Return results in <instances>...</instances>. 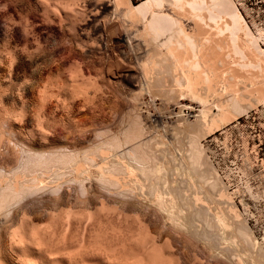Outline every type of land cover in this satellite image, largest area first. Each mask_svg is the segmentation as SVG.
<instances>
[{
    "label": "bare ground",
    "instance_id": "6f19581e",
    "mask_svg": "<svg viewBox=\"0 0 264 264\" xmlns=\"http://www.w3.org/2000/svg\"><path fill=\"white\" fill-rule=\"evenodd\" d=\"M27 1L29 11L27 15L25 14L24 27L13 21L14 18L8 12L10 19L3 20L6 21L5 24L2 22L9 32L4 33V29L3 32L0 30V70L5 67L10 70L7 75L4 76V73L3 76L0 75V87L2 81L7 83L5 89L4 86L1 87L4 89L0 92L1 96L5 95L11 85H19L27 89L25 82L30 80L31 83L27 75L20 78L13 76L16 61H26L30 65L35 64L34 62H42L44 66H41V70L46 73L52 71L53 62L59 64L58 62L63 60L60 54L57 55L46 48L49 43L47 44L42 34L52 35L54 39L59 40L60 37L65 38L66 44L69 45H72L66 40L69 35L76 41L81 38L82 42L83 36L87 39L90 35H94L98 39L96 37L94 38L96 40H92L91 36V40L96 45H92L93 42L88 38L91 41L90 45L95 46L92 50H97V46L98 50L102 51L103 47L107 48L111 43L113 50L109 54H113L117 48L120 52L119 47L124 44L123 48L127 47L131 54H125L122 59L119 57L123 60L119 63L118 58L115 62L112 55L109 57V54H105L109 57L105 59L102 58L104 53L102 55V52H99L101 58L94 57L92 59L95 61L87 65L94 67L91 73L95 72L98 63L107 66L99 68L100 72L98 68L96 69V72L98 70L101 74L100 78L106 73L107 77L114 69H118L115 72L121 73L124 68L135 64V72L138 71L136 75L140 80L139 94H148L153 98L152 100L160 98L164 102H176L181 108L177 113L176 123L165 124L168 126L164 125V129L158 127L163 130L158 131V128L149 129L147 127L149 125L146 126L142 121L143 118L141 120L138 115L140 113L136 114L138 110L133 111L137 106L132 105L135 107L130 111L133 112V118L128 115L132 119L129 121L127 117L126 124H124L126 119L123 120L120 130L117 128L118 131L113 132L114 134L110 132L111 135L107 131L109 135L104 134L105 136L101 134L100 136L98 133L100 137L94 138L95 142L91 140L90 147L87 144L88 148L82 146L84 149L82 147L77 149L78 144L74 146L76 148L70 147L71 143L68 142L59 145L60 131L55 129L56 126L55 130L48 131L45 128L47 122L43 120L47 118L38 116L40 114L37 115L38 118L35 117L39 119L37 129L26 131V137L24 136L22 140L19 138L15 140L14 137L16 138L17 135H12L14 133L9 130L8 125V129L5 128V123H9V120H6L8 118L5 117L11 115L9 117L11 120L18 111L15 110L14 113L11 110L10 113L14 115L10 113L9 115L5 111L10 107L5 105L8 108L6 110V107L1 108L0 105V109L5 110L4 114H7L6 116L3 114V120H6L4 122L2 115L0 117L2 120V122L0 120V159L4 156L5 159L7 155L14 157L11 165H8L9 159L6 160L7 165L2 163L3 159L2 162L0 160V264H6L4 249L14 257V264H94V262L95 264H184L180 261L182 258L173 250L171 240L174 237L184 244L197 238L207 246L210 256L221 258V261L224 260L228 264H264V251L259 247L262 244L254 238V234L244 220L245 216L242 217L234 201L242 190H246L251 196L254 191L247 181L245 184L242 183L245 186L240 187L238 191L236 189L230 192V188L222 179V174L218 173V168L213 167L212 162L207 159L208 156L204 151L206 147L203 148L202 145V139L209 138L242 117H248L247 113L251 109H256L264 118V27L255 33L236 0H142L137 4L133 0H81L76 1L77 3L74 2L75 0H71L72 3L68 0H51L52 4L48 2L46 4V0L45 3L43 0H37V7L31 3L32 0ZM5 4L2 3L1 6L6 7ZM37 16L43 19L41 24L36 23ZM64 21L68 24L67 28L62 27ZM118 29L122 34L120 41L107 43L109 34ZM67 46L64 45L66 48ZM56 47L58 48V45ZM68 47L71 49V46ZM55 50L57 53V49ZM49 54H53V58L56 59L52 61L50 56L47 64L44 59L49 57ZM61 54L64 55V52ZM66 54L67 56L64 55L66 62L76 61L75 51L72 52L71 49ZM78 62L76 61L75 64L80 67ZM63 63L61 65H64ZM87 66L86 69L84 68L86 71ZM55 67L59 68L58 65ZM80 68L71 70L70 76L68 72H64L70 77V82L61 79L64 74L54 79L52 75L50 78V73L47 77L41 76L36 83L40 89H45L44 101L45 97H50L47 95L51 91L48 92L47 89L51 86L61 88L59 91L65 94L66 101L62 102L63 100L59 99L62 96L58 97V102L55 100L58 104L62 100L60 103L63 104L60 107L65 110L69 102L67 99L74 96L73 92L79 91L80 94L81 91L83 94L88 87L95 88L94 90L97 89L98 92L101 87L95 83L96 78ZM128 73L124 72L121 78L135 77ZM97 77L99 78V75ZM27 83L29 84V81ZM132 89L130 88V91ZM97 92H93L96 93L94 96H98L100 91L98 94ZM39 93L42 95L41 91ZM102 94L105 96V93ZM139 94H134L133 99L137 100ZM53 95L55 93L51 96ZM43 96L40 97L41 100ZM184 100L198 104V110L192 106L182 105L181 102ZM137 103L139 104V101ZM186 107L190 110L193 108L197 112L193 120L184 116ZM19 112L21 113L22 110ZM20 115L19 118H23L24 115L21 117ZM150 117L145 119H149L150 122ZM152 128H156L155 125ZM79 129L77 134L81 131V128ZM97 130H93L96 131L95 134ZM106 130L108 129L99 131L103 133ZM83 135L87 136L84 133ZM83 135L81 133L78 136L83 137ZM72 137L73 142H80L81 138ZM36 144H39V147ZM246 162L243 164H247ZM249 172L248 170L247 174ZM120 195L126 198L128 204H132L133 200L137 205V202H144L143 207L141 203L138 205L143 209L137 211L136 217L131 215L133 219L126 213L135 204H130V207L126 202L121 203L119 201L121 197L118 198ZM46 197H50L48 200L51 202L48 206H43ZM243 200L240 199V202ZM244 202L243 207L246 206ZM118 203L119 206L120 204L128 206L126 209L128 211L125 213V209L121 210L122 207H119V210ZM135 207L131 208V213L136 212ZM150 208L153 212L161 214L165 221L157 226L154 233L150 230L153 226L149 229V224L152 222L151 213L148 214ZM41 209L42 214L38 213L42 211ZM44 216L48 217L46 221ZM118 217L119 220L123 218L124 224L118 225ZM114 219L117 221L114 222ZM83 220L86 223L82 235L78 233L82 236L79 241L75 236L81 229ZM130 224L135 225L136 228L131 229ZM172 233L176 235L172 236ZM263 239L264 237L262 241ZM190 245L189 243L188 246ZM184 260L182 262L184 261L185 264H199L201 261L196 253L192 261L188 260L190 263L187 259Z\"/></svg>",
    "mask_w": 264,
    "mask_h": 264
},
{
    "label": "rangeland",
    "instance_id": "374dc122",
    "mask_svg": "<svg viewBox=\"0 0 264 264\" xmlns=\"http://www.w3.org/2000/svg\"><path fill=\"white\" fill-rule=\"evenodd\" d=\"M8 1V2H7ZM11 3H10V2ZM15 1V2H14ZM50 1V2H49ZM46 0V4H47V2L48 3H50V4H52L53 3V1L51 2V0ZM69 2L71 1V0H68ZM73 1V0H72ZM72 1H71V3H72ZM76 1H81V0H75L74 2H76ZM140 1H142V0H133V2L134 3H139ZM5 2L7 3V4H5ZM36 2H38L37 0H32V4L33 5H35V7H37V3ZM43 2L45 3V1L43 0ZM2 3H4L5 4V6L6 7H4V6H1L2 5ZM77 3V2H76ZM236 3L238 4V7L240 8V10H241V12L243 13V15L245 16V18H246V20H247V22H248V24L250 25V27L252 28V30L255 32V33H257V30L258 29H263V27H264V0H236ZM241 4H243V5H241ZM24 5V6H23ZM49 5V4H48ZM10 6V7H9ZM4 8V9H0V11H2V12H0V17H1V19H0V30L3 32L4 30V33L6 32V33H8L9 32V30L7 29V28H4V25H3V23L4 22H6V21H8L9 19H10V16H12V18H14V19H12L13 21L15 20V22H17L18 24H21L22 25V27H24V25H25V21H26V19H25V17H26V15H27V13H28V11H29V4H28V1L27 0H0V8ZM7 8V9H6ZM15 8V9H14ZM247 12H246V11ZM6 12V13H5ZM7 12H8V14L10 15H8L7 14ZM18 15H17V14ZM4 14V15H3ZM26 14V15H25ZM9 18H8V17ZM17 16V17H16ZM22 18H21V17ZM24 16V17H23ZM6 19V21H3V20H5ZM24 19V20H23ZM37 19V20H36ZM36 23H38V24H41L40 22H41V20L43 21V19L42 18H40L39 16H37L36 17ZM39 20V21H38ZM45 20V19H44ZM3 22V23H2ZM5 24V23H4ZM67 22L66 21H64L63 23H62V27H66L67 28ZM3 26V27H2ZM256 26V27H255ZM116 28V27H115ZM114 28V29H115ZM257 28V29H256ZM4 29V30H3ZM7 29V30H6ZM8 31V32H7ZM112 31V30H111ZM110 31V32H111ZM115 31V30H114ZM112 31L110 34H109V37H107L106 39H107V43H109V41H112V42H119L120 41V39L122 38V34H121V31H120V33L118 32L119 31V29L117 30V31ZM119 33V35H120V37H118L119 35H118V33ZM114 34H117L116 36H114ZM43 36H44V40H46L47 41V44H48V46H46V48L47 49H49V50H51V52L53 51L55 54H57V55H59V56H61V58H63V60H64V58L67 56V54L66 53H68V51L69 50H71L72 49V52H74L75 51V53L76 54H74V56H76L75 57V60L79 63V65H80V67L82 66V68H80L79 66H77L76 64H75V62H69V61H65L64 60V63H63V60L61 59V61L60 62H62L64 65H61L62 63H60V62H58L59 64H56V63H54L53 62V64H51L52 62H50V64L52 65V71H49V72H44L43 70H41V66L43 67L44 66V64H42V62H34L35 64H32V65H30V63L29 62H26V61H21V60H19V61H16L15 62V64H14V67H13V76L14 77H18V78H20V76L22 77V76H24V75H27V77H28V79H31V83H30V80H27V82L29 81V84L27 83V82H25L24 84L26 85V88L27 89H25L23 86H19V85H11V86H9L10 88H8L7 89V91L9 92H5V95L9 98H7L5 95H3V96H1L0 95V97H1V102H3V104H0L1 105V108L3 107V108H5L6 106L5 105H7V107H10V109L9 110H7L8 108L6 107L5 109L7 110V111H5V110H1L0 111V117H1V115H2V120H3V116L5 115H7V114H9L10 112H12L11 110H13V112L15 113V110L16 111H18V112H16V114L15 115H17V114H21L22 112V114L20 115V117L22 116V115H24V116H26L25 118H24V116H23V118H19V115H18V117L17 116H15L14 115V113H10V114H12V115H14V116H12L11 118V120H10V116L8 117V116H6L5 117V119L6 118H8V119H6V120H9V123L7 124V122L5 123L6 124V126H5V128L7 127V125H8V127L10 128L9 130H12L11 132H13L14 134H12V135H14V136H16V138L14 137V139L16 140L17 138H19V139H24L25 137H26V134H27V132H29V131H31L32 130V128H33V131H35V129H37L36 127L39 125L38 124V122L39 121H37V120H39V119H37L38 118V116H40V117H42V118H47V120L46 119H43L44 120V122H47V123H45V128L48 130V131H53V130H55V129H57L58 131H60V135H59V137H58V139H59V145L60 144H65V143H74L72 146H71V144H70V147H72V148H76L77 147V149H81V147L83 146L84 148H88V146L91 144V140H94V142H95V139H97L98 137H100L101 135H104V134H106V135H109L110 134V132H111V134L113 133V132H116V130H117V128H118V130H120L121 128H122V122H123V120H125L124 122V124H126V123H128V118H129V121H130V119H132L133 118V112H131L130 113V111H132L133 110V108L135 109V107H136V109L135 110H133V111H136V110H138V112L136 111V114L137 113H140V114H138L140 117H141V120H142V118H143V123L146 125H149V126H147V127H149V129H151V130H157V128L159 127V128H162V129H164L163 127H164V125L165 124H168V125H174L175 123H176V121L178 120V114L177 113H179V111H180V106L181 105H179L178 103H176V102H168V101H165L164 102V100L162 101V99H160V98H155L154 100H152L153 98L152 97H150V96H148V94L146 95V94H144V95H141V94H139V84H140V80H139V77H138V75H136L137 73H138V71L137 72H135L136 71V65L135 64H131L130 66L131 67H127V68H124L122 71H121V73H120V71H118V72H115V71H117L118 69H114V71L112 72V71H110V72H112V73H108V76L106 77V75H107V73L106 74H103V75H105V76H101V78H100V71L101 70H99V68L100 69H102L103 68V66L105 65V64H103V66H101L102 64L101 63H98V66L100 65V67H96L95 68V72H96V69L98 68V70H99V72H98V70H97V72L96 73H98L97 75H94V74H96L95 72L94 73H91V72H93L94 71V67H92V66H90V67H88L87 65L88 64H91L92 62H94L95 61V59H96V57H97V59L98 58H101V56L103 55V53H104V55L102 56V58L104 57L105 59H107V55L111 52L112 53V47L110 46V44L111 43H109L108 45L110 46V48H109V46L107 47V48H104L103 47V49H102V51L101 50H98V47L96 46V48H97V50H92V47H95V46H92L93 44H95V42L94 41H92V40H96V39H94V38H96L97 36H94V35H90L88 38L91 40V38H92V45H90V43H91V41L87 38L86 39V37L84 38V36L82 37L84 40H83V42L82 41H80V40H82L81 38H78V39H80V40H73V38L71 39V36L69 35L68 37H67V41L71 44L72 43V45H69L68 43L66 44V41H65V38H61L60 37V40L59 39H54L55 37L54 36H52V35H48V34H42ZM112 37H111V36ZM92 36V37H91ZM111 37V38H110ZM76 38V37H75ZM120 38V39H119ZM64 39V40H63ZM71 39V40H70ZM97 39H98V37H97ZM63 40V41H62ZM55 41H56V43H55ZM72 41V42H71ZM75 41L78 43L79 41H80V43H84V41L86 42V43H84V44H81L80 45V43L79 44H77V43H75ZM87 41H90V42H88L89 43V45H88V43H87ZM65 42V43H64ZM121 43H122V41H121ZM121 43H119V44H121ZM45 44H46V42H45ZM54 44V45H53ZM55 44H57L58 45V48L56 47L57 45H55ZM66 46V45H68V46H71L70 48L71 49H69V47L67 46V48L66 47H64V45ZM74 44H76V45H74ZM85 44H86V46H85ZM50 45H53V46H50ZM60 45H63V46H60ZM78 45V46H77ZM80 45V46H79ZM84 45V46H83ZM96 45V44H95ZM123 46H120V45H118V47L120 48V52H119V49L117 48L116 49V52H117V54H121V55H117V54H115L114 55V53H116L115 52V50H114V53L113 54H109V57L111 56L112 58H114V61L118 58V60H119V63H122V62H120V61H123V60H121L122 59V57L124 58L125 57V54H131V53H129L130 51L128 50V48L127 47H125V48H123L125 45L124 44H122ZM55 46V47H54ZM60 46V47H59ZM88 46H90L91 47V49H90V47H89V50H88ZM54 47V49H50V48H53ZM62 47H63V49H62ZM80 47V48H79ZM86 47V48H85ZM122 47V48H121ZM60 48V49H59ZM55 49H57V53H56V50ZM62 49V50H61ZM67 49V51H65ZM74 49V50H73ZM86 49V50H85ZM105 49V50H104ZM59 50V51H58ZM60 50H61V52H64V55H66L65 57H64V55L63 54H61V52H60ZM111 50V51H110ZM118 50V51H117ZM124 51L123 53H124V55H123V53H122V51ZM91 51V52H90ZM98 51V53H96ZM129 51V52H128ZM50 52V53H51ZM99 52H102L101 54L102 55H100V53ZM53 53V54H54ZM53 54H49L48 56L49 57H45V59H44V62H45V60L47 61L48 59H50L51 57V60L52 61H54V59H56V58H53ZM86 54H87V56H86ZM96 54V55H95ZM105 54H107L106 56H105ZM85 55V56H84ZM91 55V56H90ZM51 56V57H50ZM127 56V55H126ZM131 56V55H130ZM95 57V59H92V58H94ZM108 57V58H109ZM119 57L121 58V59H119ZM78 60H77V59ZM58 59V58H57ZM89 60V61H88ZM90 60H93V61H90ZM50 61V60H49ZM87 61V62H86ZM107 61V60H106ZM117 61V60H116ZM115 61V62H116ZM24 62H26V63H24ZM48 62V61H47ZM81 62H82V64H81ZM91 62V63H90ZM38 63V64H37ZM46 63V62H45ZM70 63V64H69ZM38 66H37V65ZM41 64V65H40ZM47 64H49V62L47 63ZM86 64V65H85ZM56 65H58L59 66V68L58 67H55ZM85 65V66H84ZM86 66H87V71L85 70L86 69ZM55 67V68H54ZM72 67H75L74 69L76 70V68H80V70L82 69V70H85L86 72L85 73H89V74H92V76H93V78L95 79L96 78V82L95 83H97V85H98V87L100 86L101 87V89L98 91L99 92V94H98V92L96 91V90H94V89H91V88H87V89H85L86 91H83V94H81L82 92L80 91V94H79V91H76V92H73L74 93V96L73 97H71L70 99H67L69 102H71V103H69L68 101V105H67V107H66V109L68 110V109H70L69 111H67V110H65L64 108L62 109V107H60V105L61 104H63V103H60L62 100V102H64V101H66V98H65V94L63 93V92H60L61 91V88H59V89H57L56 88V86H54V87H50V89H47L48 90V92L49 91H51V92H49V95H47V96H50L49 98L48 97H45V101H44V96H43V94L45 93V91H44V93H43V90H45V89H43V88H41L40 89V87H39V85L36 83V82H38L39 81V79H40V77L41 76H43V77H47V75H49V73H50V78H52V79H54V78H56V76H60L61 77V75L60 74H64V72L66 71V73L68 72L69 73V76L71 75V70H73L74 71V69H71ZM107 66L105 65V67L104 68H106ZM6 68H8V67H5V68H2L1 70H0V75L1 76H3L2 74L4 73V76L5 75H7L8 73H9V71L8 70H10V68H8V69H6ZM33 68V69H32ZM57 68V69H56ZM63 68V69H62ZM85 68V69H84ZM134 68H135V70H134ZM6 69V70H5ZM89 69H91V71L89 70ZM5 70V71H4ZM32 70V71H31ZM34 70V71H33ZM77 70H79V69H77ZM108 70V69H107ZM131 70V71H130ZM6 71H7V73H6ZM41 71V72H40ZM72 71V72H73ZM89 71V72H88ZM124 72H126V73H128V74H132V76H135V77H132V78H128V79H124V77H122L121 78V75H123L124 74ZM42 73V74H41ZM58 73H59V75H58ZM64 74L63 76H62V80H65V79H67V82H68V80H69V82L71 81L69 78V76H66V75H68V74ZM41 74V75H40ZM57 74V75H56ZM51 75H52V77H51ZM99 75V78L97 77ZM66 76V78H63V77H65ZM92 76H91V78H92ZM111 76V77H110ZM68 77V78H67ZM102 77H105V78H102ZM118 77V78H117ZM137 77V78H136ZM92 78V79H93ZM134 78H136V80L134 79ZM120 80V81H122V82H120V81H117V80ZM132 79V80H131ZM112 80V81H111ZM2 81V80H1ZM93 81V80H92ZM95 81V80H94ZM127 81V82H126ZM135 82V83H133V82ZM3 82H5V81H2L1 82V87L3 88V86H4V89L6 88V86L7 85H5V84H7L6 82L5 83H3ZM119 82V83H118ZM132 82V85L130 84ZM94 83V85H96ZM121 83V84H120ZM138 83V84H137ZM27 84H28V86H27ZM63 83H61V85H62ZM133 84H137L136 86H134ZM30 85V86H29ZM94 85H92L93 87H96V86H94ZM118 85V86H117ZM17 86H19V88L17 87ZM134 86V87H133ZM0 87V92H2L4 89H2ZM91 87V86H90ZM92 87V88H93ZM136 87H137V91H136ZM21 88V89H20ZM130 88L132 89L131 91H130ZM18 89H20V90H18ZM25 89V90H24ZM10 90V91H9ZM23 90H24V92H23ZM46 90V91H47ZM60 90V91H59ZM90 90V91H89ZM104 90V91H103ZM22 91V92H21ZM42 92V95H40L41 93H39V92ZM58 91L60 92L59 93V95H58ZM89 91V92H88ZM97 92V94H98V96L96 95V96H94L96 93H94L93 94V92ZM102 91V92H101ZM135 92L134 94H139V97H141V99H139V97H138V99L137 100H134L133 98V92ZM16 92V93H15ZM47 92V93H48ZM131 92V93H130ZM18 93H20V94H18ZM25 93V94H24ZM37 93H39V94H37ZM51 93V94H50ZM55 93V95H53V96H51L52 94H54ZM63 93V94H62ZM72 93V94H73ZM76 93V94H75ZM86 93V94H85ZM88 93V94H87ZM102 93H105V96H104V94H102ZM2 94H4V93H2ZM14 94V95H13ZM18 94V95H17ZM62 94V95H61ZM77 94H79V95H77ZM90 94V95H89ZM33 95H34V97H33ZM87 95V96H86ZM130 95H132V97L130 96ZM14 96V97H13ZM24 96V97H23ZM43 96V100H41L42 98H40V97H42ZM59 96H62V98L60 97L59 99H62L61 101H59V104L58 103H55L56 101H57V99H58V97ZM72 96V95H71ZM82 96V97H81ZM6 97V98H5ZM20 97V98H19ZM77 97V98H76ZM91 97V98H90ZM95 99H94V98ZM53 98V99H52ZM75 98V99H74ZM86 98V99H85ZM13 99V100H12ZM40 99V100H39ZM53 101H52V100ZM58 99V100H59ZM8 100V101H7ZM48 100V101H47ZM56 100V101H55ZM71 100V101H70ZM91 100V101H90ZM93 100H95V101H93ZM25 101V102H24ZM32 101V102H31ZM47 101V102H46ZM73 101V102H72ZM85 101V102H84ZM87 101V102H86ZM135 101V104H133V102ZM139 101V104L137 103ZM140 101L142 102V103H140ZM0 102V103H1ZM7 102V103H6ZM13 104H12V103ZM22 102V103H21ZM26 104H24V103ZM39 102V103H38ZM42 102H45V103H42ZM58 102V101H57ZM132 102V103H131ZM167 102V103H166ZM182 103V105H186L187 107L188 106H192L195 110H198L197 108H198V104H196V103H193V102H191V101H189V100H184V101H182L181 102ZM22 104H24V105H22ZM84 104V105H83ZM178 104V105H177ZM188 104V105H187ZM3 105V106H2ZM10 105V106H9ZM24 106L25 108H20L21 106ZM53 105V106H52ZM57 105V106H56ZM71 105V106H70ZM72 105H74V106H72ZM86 105V106H85ZM94 105V106H93ZM132 105H134L135 107H133ZM29 106V107H28ZM32 106V107H31ZM41 106H43L42 108H41ZM87 106H89V108L87 107ZM196 106V107H195ZM12 107V108H11ZM20 109H19V108ZM69 107V108H68ZM73 107V108H72ZM93 107V108H92ZM97 107V108H96ZM133 107V108H132ZM186 107V109L184 108V116L186 117V118H189V119H191V120H193L194 119V117H195V115L197 114V112L193 109H188ZM41 108V109H40ZM43 108H45V109H43ZM191 108V107H190ZM29 109V110H28ZM34 109H35V112H34ZM55 109H60V110H55ZM83 109V110H82ZM91 109V110H90ZM260 109V108H259ZM20 110H22V112L20 113L19 111ZM37 110V111H36ZM55 110V111H54ZM4 111L7 113V114H4ZM40 111H42L41 113H40ZM25 112V113H24ZM70 112V113H69ZM4 114V115H3ZM32 114V115H31ZM38 114H40V115H38ZM55 114V115H54ZM70 114V115H69ZM148 114H150V115H148ZM247 114H249V116L248 117H242V119L240 118L237 122H235V123H233V124H231V125H229V126H227L226 128H224L223 130H219V131H217L216 133H214L212 136H210L209 138H205V139H202L203 141H202V145L204 146L203 148H205L206 147V149H204V151H206L205 152V155L207 154V159L208 160H210L209 162H212L211 164L213 165V167H215L217 170H218V173L219 174H222L221 176L223 177L222 179H223V181H224V183H225V185L227 186V187H229L228 189L230 190V192H234V190L236 191V189H237V191L240 189V187L242 188V187H244L245 185H243V184H245L247 181L249 182L248 184L250 185V187H251V189L254 191L253 193V196H256V195H258V197L256 196V197H253V196H251L249 193L247 194L246 193V190H242V192H241V194H240V192L237 194V197H235V199H234V201H235V204H236V206H237V208L239 209V211H240V213H241V215H242V217H244L243 219L247 222V225H248V227L250 228V230H251V232L254 234V238L257 240V242H260L262 245L261 246H259V247H261L262 249H263V251H264V239H263V241H262V238L264 237V185H263V183H264V118L263 117H261V115H260V112H258L256 109H251L250 111H248V113ZM246 114V115H247ZM38 115V116H37ZM53 115V116H52ZM128 115L130 116L131 115V117L132 118H130V117H128ZM150 117V122L151 123H153L154 125H155V127L156 128H152L154 125L153 124H151L148 120L149 119H145V118H149L148 116ZM246 115H244V116H246ZM45 116V117H44ZM65 116V117H64ZM69 116V117H68ZM188 116V117H187ZM35 117H37V118H35ZM128 117V118H127ZM17 118V119H16ZM60 118V119H59ZM71 118V119H70ZM3 120V122L4 121H6V120ZM20 119H23V120H21L20 121ZM36 119V120H35ZM74 120V122H73V120ZM1 120V119H0ZM2 120H1V122H2ZM15 120V121H14ZM17 120H19L17 123H16V121ZM46 120V121H45ZM50 120V121H49ZM122 120V121H121ZM147 121V122H145V121ZM155 120V121H154ZM11 121V122H10ZM51 121H53L54 123H52ZM56 121V122H55ZM23 122V123H22ZM33 122V123H32ZM16 123V124H15ZM22 123V124H21ZM58 123V124H57ZM149 123V124H148ZM38 124V125H37ZM75 124V125H74ZM84 124V125H83ZM120 124H121V126H120ZM153 125V126H151V125ZM61 125H62V127H61ZM67 127H66V126ZM70 127H69V126ZM73 125V126H72ZM83 125V126H82ZM157 125V126H156ZM168 125H165V126H168ZM237 125V126H236ZM57 128H56V127ZM8 127H7V129H8ZM14 127V128H13ZM54 127H55V129H54ZM75 127H77V128H75ZM84 127V128H83ZM66 128V129H65ZM67 128H68V130H67ZM79 128H81V131H79V134L81 135V133H82V135H83V133L84 134H86L87 136H85V135H83V137H80V136H78L79 134H77L76 132H78V130H80ZM95 128H97V129H101L102 131H103V129L105 130L106 128L108 129V130H106L105 132H103L102 133V131H99V130H97V129H95ZM158 128V131H163V130H161V129H159ZM31 129V130H30ZM50 129V130H49ZM53 129V130H52ZM62 129V130H61ZM85 129V130H84ZM23 130V131H22ZM29 130V131H28ZM75 132H74V131ZM93 130H97V135H98V133H99V135L97 136L96 134H95V132L96 131H93ZM117 130V131H118ZM150 130V131H151ZM27 131V132H26ZM64 131V132H63ZM68 133H66V132ZM84 131H86V133L84 132ZM88 131V132H87ZM99 131V132H98ZM109 132V134H108V132ZM62 132V133H61ZM81 132V133H80ZM101 132V133H100ZM120 132V131H119ZM118 132V133H119ZM67 134V135H65V134ZM77 135H76V134ZM71 134V135H70ZM95 134V135H94ZM110 134V135H111ZM114 134V133H113ZM25 136V137H24ZM61 136H62V139H61ZM72 136H77L79 139H80V142L78 143L77 141L76 142H73V137ZM86 137V139H85V137ZM97 136V137H96ZM105 136V135H104ZM76 137V138H77ZM69 139V140H65V139ZM82 138H83V140H82ZM95 138V139H94ZM244 138H246V143H244ZM79 139H78V141H79ZM86 140V141H85ZM60 141H62V142H60ZM70 141V142H69ZM75 141V140H74ZM88 141L90 142V143H88ZM87 142V143H86ZM78 144V145H77ZM87 144H88V146H87ZM77 145V146H76ZM86 147H85V146ZM226 145V146H225ZM36 146L37 147H39V144H36ZM74 146H76V147H74ZM91 146V145H90ZM89 146V147H90ZM79 147V148H78ZM82 147V148H83ZM83 148V149H84ZM245 149H247V151H245ZM12 154V153H11ZM245 155H247V157H245ZM5 157V156H4ZM4 157H2L1 159H3V160H1V162L4 164V163H8V161H6V160H8L9 159V163H8V165H11V162H12V164H13V161H14V157H13V155H10L9 157L11 158H9L8 157V155L6 156V158L4 159ZM242 158H243V161H242ZM248 160H250V161H248ZM250 158V159H249ZM246 159V160H245ZM13 160V161H12ZM247 161V162H246ZM241 162H243V163H247V164H243V163H241ZM249 162V163H248ZM7 163H6V165H7ZM249 164V165H248ZM245 166V167H244ZM247 166H249V167H247ZM253 166V167H252ZM241 167H242V169H241ZM247 167V168H246ZM249 168H251V169H249ZM253 168V169H252ZM231 169V171L233 172H231V171H229ZM234 169V170H233ZM239 169V170H238ZM242 171H241V170ZM245 169V170H244ZM228 170V171H227ZM237 170H238V172H237ZM248 170L251 172H249L248 174H247V172H248ZM225 171H226V173H225ZM246 171V172H245ZM242 172V173H241ZM244 172V173H243ZM230 174V176H229V174ZM243 174H245L244 176H246V177H244L243 176ZM223 175H225V177L223 176ZM226 175H227V179L229 178V180L227 181V179H226ZM234 175V176H233ZM241 175V176H240ZM251 175V176H250ZM229 176V177H228ZM238 176V177H237ZM250 176V177H249ZM242 177V178H241ZM260 177H261V179H260ZM240 178H241V180H240ZM249 178V179H248ZM263 178V179H262ZM246 179H248V180H246ZM246 180V181H245ZM263 181V182H262ZM228 182V183H227ZM238 182V183H237ZM262 182V183H261ZM240 183V184H239ZM243 183V184H242ZM230 184V185H229ZM238 184H239V186H238ZM262 184V185H261ZM236 186V187H235ZM260 186H263V187H260ZM239 187V188H238ZM259 187V188H258ZM261 190V191H260ZM244 191V192H243ZM243 193V194H242ZM260 193H261V195H260ZM247 194V195H246ZM243 195V197H241ZM245 195V196H244ZM238 196H240V197H238ZM263 196V197H262ZM121 197V195L120 196H118V198H120ZM261 197V198H260ZM47 198V199H46ZM46 198H44L43 199V201H45V199H46V201H45V203H43V201H42V203L44 204H42L43 206H48L50 203L49 202H51V200H48V199H50V197H46ZM246 198V199H245ZM251 198V199H250ZM125 199L126 198H123V197H121V200L119 199V201L121 202V203H124V202H126L125 201ZM240 199H244L243 200V202L244 203H246V206L248 207H243V205H242V203L240 202ZM252 199H257V200H260L259 202H257V200L255 201V200H252ZM71 200V199H70ZM69 200V201H70ZM123 200V201H122ZM68 201V202H69ZM118 201V202H119ZM134 201V200H133ZM132 201V204L131 205H133V204H135V201L133 202ZM46 202H48V203H46ZM71 202H72V200H71ZM119 202V203H120ZM136 202H137V200H136ZM119 203H118V209H119V207L121 208V210H124V212L126 213L128 210H126V209H128L127 207H125L123 204H120V206H119ZM127 203V202H126ZM138 203V205H140V203H141V206H142V204L144 203H142V201H140V203L139 202H137ZM46 204V205H45ZM130 204H128L127 203V205H130ZM131 205H130V207H131ZM135 205L138 207H135ZM135 205H133L134 207H135V210H136V212H133V213H131L130 212V210H131V208L133 207H129L130 209H129V211L126 213V214H128L129 216H131L132 214H133V216H135V215H137L136 213H137V211L139 210H142L143 208V206L141 207V206H138L137 204H135ZM144 206H145V204H144ZM125 207V208H124ZM245 208V209H244ZM151 209L152 208H150L149 210L151 211ZM42 210V209H41ZM120 210V209H119ZM149 210H148V214L149 213H151V215H150V219H152V222L149 224L150 226H149V229H150V227H152L150 230L154 233V231H156V228H158L157 226H160V225H162L161 223L162 222H164L165 223V221H163L164 219H163V216L161 215V214H159V213H157V212H153V209H152V211L151 212H149ZM156 211V210H155ZM38 213H43V210L41 211V212H38ZM246 213H249V214H246ZM246 214V215H245ZM148 215V216H149ZM133 216H131L132 217V219H133ZM44 217H46L45 219H44V221H46L47 219H48V217L47 216H44ZM136 217V216H135ZM117 220L116 219H114V222H116ZM156 221V222H155ZM118 225L119 224H124V222H123V218L121 217L120 218V220H119V217H118ZM120 222V223H119ZM122 222V223H121ZM130 222H132V221H130ZM85 220H83L82 221V225L80 226V232L78 231L77 232V234H76V236L75 237H77V239L79 240V241H81V238H82V236H79V235H82V233H83V228H85ZM163 223V224H164ZM155 226V227H154ZM129 227L131 228V229H135L136 228V226L135 225H129ZM78 233H80L79 235H78ZM252 234V235H253ZM174 235H176V234H173L172 233V236H174ZM79 236V237H78ZM178 236V235H177ZM179 237V236H178ZM177 237V238H178ZM190 237V236H189ZM189 237H187V238H189ZM258 237V238H257ZM172 238V237H171ZM176 237H174V238H172V240H171V244H172V247H173V250H174V252L176 253V255L178 256V257H180V258H182V260H184V259H187V262H189L190 260L192 261L193 260V258H194V255H195V253H196V255H197V257H199V259L201 260L200 261V263H203L204 262V264H226L227 262L226 261H224V260H222L221 261V258H216V257H212V256H210V251H208L207 249L208 248H206L207 246H204L205 244L201 241V240H198L197 238H194V237H192V238H194V240L192 239V240H189V243L191 244L190 246H188L189 245V243H187V244H184V242H180L179 241V239L177 240V239H175ZM189 239H191V237L189 238ZM196 239H197V241H196ZM259 239V240H258ZM262 241V242H261ZM159 243H160V240H159ZM259 243V244H260ZM193 245V246H192ZM175 248V249H174ZM184 249V250H182V249ZM186 248V249H185ZM260 248V249H261ZM179 249V250H178ZM191 249V250H190ZM177 250V251H176ZM191 251V252H190ZM262 251V252H263ZM178 252V253H177ZM264 253V252H263ZM183 256H184V258H183ZM7 257V258H6ZM179 258V259H180ZM191 258V259H190ZM212 258V259H211ZM216 258V259H215ZM190 259V260H189ZM11 260V261H10ZM182 260L180 259V261H181V263H184L185 264V260L182 262ZM189 260V261H188ZM4 261H5V263L6 264H14V257L10 254V252L9 251H7V249H4ZM10 261V262H9ZM13 261V262H12ZM226 262V263H224V262ZM93 262V261H92ZM96 262H94V264H95ZM190 263V262H189ZM199 263V264H200ZM91 264H93V263H91ZM228 264V263H227Z\"/></svg>",
    "mask_w": 264,
    "mask_h": 264
}]
</instances>
